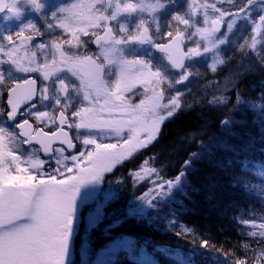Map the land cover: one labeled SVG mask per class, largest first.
I'll use <instances>...</instances> for the list:
<instances>
[{"label": "snow or ice", "instance_id": "1", "mask_svg": "<svg viewBox=\"0 0 264 264\" xmlns=\"http://www.w3.org/2000/svg\"><path fill=\"white\" fill-rule=\"evenodd\" d=\"M185 4L181 8L177 0H75L56 8L49 18L43 0H0V20L19 25L14 34L0 33V98L7 101L0 108V264H74L69 257L79 231L78 212L94 204L80 248L87 264L92 254L90 233L105 219V207L118 199L115 190L100 185L113 181L127 185V178L116 175L118 166L153 143L162 124L182 108L181 90H170L193 75L194 65L187 62L210 57L208 67L216 72L224 63L219 50L239 21L251 26V49L264 42V0ZM28 13L39 14L48 29H62L70 38L54 40L50 46L38 43L33 50L30 42L42 33L26 18ZM81 36L92 39L83 41ZM88 43L97 50L79 51ZM145 48L159 53L157 60L166 65L143 58L139 53ZM31 73L38 75L31 78ZM136 95L142 98L132 103ZM209 103L231 101L221 95ZM242 103L237 92L232 107ZM30 118L40 127H34ZM71 130H76L74 136L69 135ZM32 142L40 146L35 151L55 160L56 167L45 168L49 161L35 153L27 157L20 153L21 144ZM54 143L60 146L53 147ZM189 162L166 179L145 159L139 170L129 173L132 187L138 190L145 178L155 179L140 194L134 191L136 199L155 207L153 201L165 194V188L170 194L181 185ZM258 168L264 176V163ZM82 189H87L83 196ZM120 223L108 224L103 234L108 236ZM239 223L250 222L241 218ZM251 228L246 234L259 238L258 246L245 243L250 259L240 264H264V222H253ZM102 251L114 261L121 245L112 241ZM177 261L193 264L191 257L182 255Z\"/></svg>", "mask_w": 264, "mask_h": 264}, {"label": "trees", "instance_id": "2", "mask_svg": "<svg viewBox=\"0 0 264 264\" xmlns=\"http://www.w3.org/2000/svg\"><path fill=\"white\" fill-rule=\"evenodd\" d=\"M245 41L238 38L224 47V64L216 72L202 65L189 95L182 98V108L162 124L158 138L118 166L116 175L127 178V185L115 181L102 185V189L115 190L118 199L105 207V219L90 233L92 254L87 264L93 263L105 245L124 241L122 237L129 238L127 247L107 264H179L181 255L191 257L193 264H240L250 259V250L246 255L243 245L256 248L259 238L246 233L254 230L251 223L264 222V176L258 168L264 163V42L253 50ZM205 83L209 86L199 85ZM237 92L244 103L233 108ZM221 95L231 103H209ZM225 120L230 123L224 125ZM145 159L166 179L174 178L190 160L181 185L170 194L165 188V194L153 201L155 207L134 195L150 187L155 177L141 182L138 190L129 177ZM85 212H80L79 231L74 236V264ZM241 218L250 223L240 224ZM116 220L121 223L105 236L104 229Z\"/></svg>", "mask_w": 264, "mask_h": 264}, {"label": "rangeland", "instance_id": "3", "mask_svg": "<svg viewBox=\"0 0 264 264\" xmlns=\"http://www.w3.org/2000/svg\"><path fill=\"white\" fill-rule=\"evenodd\" d=\"M75 0H43V3L45 4V13L48 15V17L50 18L51 17V13L52 11H55L56 8L58 7H63V6H66L70 3H74ZM178 4L180 5L181 8H185L186 7V4H185V0H177ZM237 3H239V1H237ZM222 7H225V8H228L230 7L229 5L227 4H224L222 5ZM253 15H257V13H253ZM26 18H31L33 20V22H42L43 19L41 18V16L39 14H35V13H28L27 17ZM13 25H10L8 27H11V29L9 30H3L1 28V32H5L4 34H8V32H11L14 34L15 31L18 30V27L19 25L15 22V21H12V22H4L2 20H0V24L1 27H5L9 24H12ZM45 27V30L42 31V33H44V35L46 34L47 35V40L45 42V44L47 45H51V42L52 41H56V42H60L62 41L63 39H69L70 36H68V34L64 33L62 29H55V30H50L47 28V26H43ZM224 29L222 28V31ZM252 33H251V26L250 25H247L245 24L243 21H239L236 28L233 30V33L231 34H228V43H226L225 45H222L221 48H220V58L221 60L224 61V59L222 58V50L224 49L225 46H227L228 44H231V43H234L236 42V40L241 39V38H245V39H248V44L250 45L251 41H250V37H251ZM91 39L90 36H81V40L83 41H89ZM43 42V43H44ZM38 44V42H36L35 40H32L30 42V48H32L33 50H35V45ZM91 43H88L86 44L83 48H80L79 51H84L85 49H88V47L90 48V50H92L91 48ZM93 44V43H92ZM258 46V44H257ZM65 48H67L68 46L67 45H64ZM49 51H50V48H49ZM71 51H77V49H71ZM96 50H92L90 52H95ZM149 53H151V55H149ZM39 55V53H37ZM143 58H146V59H152L154 63H158V64H162V65H166V61H163V60H157L158 57H160L159 54H156L154 52V49H142L139 53ZM211 59L210 57L209 58H198L194 61H191V62H187V63H190L192 65H194V67L191 68V71L193 72V75H191L189 77V80L184 82V84L182 85H174L173 89H171L170 91L174 92L176 88H179L182 92V98H184L185 96L189 95L190 93V88H192L194 85V83L196 82L197 80V77H198V72L200 67L202 65H205L206 68H208L210 70V72L213 73V71L211 70V68L208 67L209 64H211ZM224 64V63H223ZM223 64H218L217 65V68L222 66ZM9 66L7 64L3 65V68L4 69H7ZM17 76L19 75H23V74H15ZM31 78H35L38 74L37 73H31V74H28ZM169 76L170 78L174 75L172 74V72H169ZM70 79L72 80H75L74 77H70ZM76 83H79V81H75ZM39 83V81H38ZM193 85V86H192ZM200 86L202 87H206L207 85L209 86V84L205 83V84H199ZM183 86V87H182ZM207 86V87H208ZM164 87H166V85H164ZM6 93V92H5ZM130 95V94H129ZM197 95H198V92H197ZM142 97L140 95H136V96H132L131 97V102L132 103H139L140 99ZM196 98V97H195ZM3 107V98H0V108ZM58 115V113H57ZM169 120V119H168ZM166 120V121H168ZM165 121V122H166ZM164 122V123H165ZM38 125V124H37ZM40 127V125H39ZM47 131V129H45ZM69 131V130H68ZM75 131L76 130H72V132L74 133L75 135ZM71 132V131H70ZM69 132V134L71 135V133ZM81 134L83 135V130H81ZM115 142V141H113ZM75 143V142H74ZM36 149L34 148H31V149H26L24 148L22 145H20V148H19V151L20 153H22L25 157H27L28 155H31L33 153H35V155L39 156L41 158V156L39 155V152L38 151H35ZM142 150V149H140ZM140 150H137L136 152L133 153V155L131 157H129L128 159L132 158L134 155H136ZM67 154V153H66ZM42 159V158H41ZM127 159V160H128ZM46 161H49V163H46L44 165L45 168H49V167H56V163H55V160L54 159H49V160H46ZM126 161V160H125ZM152 177L150 178H145L144 181L146 180H150ZM143 182V181H142ZM100 188H102V185H100ZM87 191V189H82V192H81V195L83 196L84 192ZM79 198H78V204H79ZM95 205L94 204H89V205H86V206H82L80 207L79 209V212H78V216H79V224H80V212L82 209L86 210L85 212V224H84V232L82 234V237H81V240L82 238L85 236V228H86V224H87V220H86V217H87V213L88 211L93 208ZM117 244L121 245V249L123 248H126L127 247V244L125 241H119V242H116ZM81 248V247H80ZM78 262L77 264H84V262L82 261L81 259V255H80V249L78 251ZM69 259L72 261L73 259V250L70 254V257ZM110 259V257L106 254H104L103 251H101L97 256H96V259H94L93 263L92 264H107L108 263V260ZM87 262H88V258H87Z\"/></svg>", "mask_w": 264, "mask_h": 264}, {"label": "flooded vegetation", "instance_id": "4", "mask_svg": "<svg viewBox=\"0 0 264 264\" xmlns=\"http://www.w3.org/2000/svg\"><path fill=\"white\" fill-rule=\"evenodd\" d=\"M34 23H36L37 24V27L41 30V33H42V31H44L45 30V27H43V26H46V24L44 23V21H42V22H34ZM1 25L2 24H0V33H3V32H1V28L3 29V30H9V29H11V27H8V26H10V25H13V23L12 24H9V25H7V26H5V27H1ZM5 33V32H4ZM9 33V32H8ZM27 34V33H26ZM47 35L45 34L44 35V33H42V35H39V36H34L33 37V40H35L36 42H38V43H43L44 41L46 42V40H47ZM92 39V38H91ZM90 39V40H91ZM44 42V43H45ZM91 45V48H92V50H97V48H95L94 46H93V44L91 43L90 44ZM89 52L90 51H92V50H90V48L88 47V49H87ZM4 105H5V102H4ZM31 122V121H30ZM34 125V127H39V125H37L36 123L35 124H33ZM23 147H24V144H21ZM25 148V147H24ZM31 148H34V149H37L36 147H33V146H31V147H28V148H26V149H31ZM40 155V154H39Z\"/></svg>", "mask_w": 264, "mask_h": 264}, {"label": "water", "instance_id": "5", "mask_svg": "<svg viewBox=\"0 0 264 264\" xmlns=\"http://www.w3.org/2000/svg\"><path fill=\"white\" fill-rule=\"evenodd\" d=\"M93 46L95 47V48H97V46L93 43ZM154 52H155V50H154ZM156 54H159V53H157V52H155ZM160 55V54H159ZM167 63V62H166ZM184 84V83H183ZM182 85V84H181ZM6 95H7V93H6ZM6 103H7V101L5 102V106H6ZM24 107H26V106H22V110H23V108ZM30 123H32V122H30ZM34 126V125H33ZM65 131H68V129L65 127V129H64ZM51 134V133H50ZM70 135V134H69ZM26 139V138H25ZM30 146H34V147H37L38 149L40 148V146L38 145V144H35V142H32V143H24V147H26V148H28V147H30ZM58 146H60L58 143H54L53 144V147H58ZM71 151H75V149H73V150H71ZM40 156H41V158L42 159H44V160H49V159H51V157L50 156H45L44 155V153L42 152V151H40Z\"/></svg>", "mask_w": 264, "mask_h": 264}]
</instances>
